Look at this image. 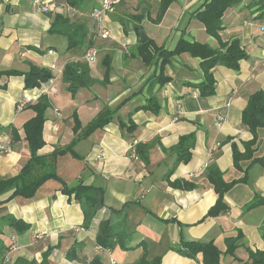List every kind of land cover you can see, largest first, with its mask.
<instances>
[{
  "label": "crops",
  "instance_id": "0c3cea01",
  "mask_svg": "<svg viewBox=\"0 0 264 264\" xmlns=\"http://www.w3.org/2000/svg\"><path fill=\"white\" fill-rule=\"evenodd\" d=\"M33 1L0 0V72H27L30 65H35L49 69L53 78L40 88L26 90L22 77H0V87H5L0 88V144L9 148V152L0 153V179L16 177L30 158L22 127L34 114L28 107L17 110L24 95L34 101L45 95L50 102L42 129L44 146L37 152L44 158L69 147L80 133L72 131L73 114L85 128L104 110L123 105L113 121L73 147L82 160L65 154L55 161V173L67 187L81 181L84 186L102 188L104 206L89 227H83L82 211L74 197L62 194L61 184L55 180H46L30 199L9 198L10 190L0 196V217L10 215L28 224L29 229L16 235L0 221V237L6 247L0 253V264L11 245L15 249L9 253L7 264L17 259L36 264H89L95 258L101 264H110L111 260L136 264L143 255L142 248L137 247L140 243L146 247L148 261L160 257V264H202L200 255L191 259L170 250L180 240L212 242L220 253L219 264H250L247 250L264 251V205L244 210L255 195L264 201V168L252 163L264 155V131L257 130V140L251 144L252 135L242 124L241 114L249 96L264 92V0H241L222 16L220 41H238L247 55L239 61L238 70L215 67V94L200 98L191 86L202 80L199 60L188 54L172 57L163 68V75L171 81L151 91L160 106L157 115L143 110L132 113L149 98L148 80L158 74V68L145 67L137 56L139 39L133 30L137 23L124 26L122 21L129 13L148 11L153 17L159 0H124L116 8V18L106 19L108 40L91 39L89 13L100 0H84L70 16L71 23L86 32L85 42L70 51H66L63 36L48 33V13L35 10ZM57 1L60 4L50 13L64 14L63 0ZM205 2L175 0L158 25L143 20L142 31L147 40L167 51H172L180 39L216 49L218 41L209 37L193 17ZM133 10L136 12H130ZM88 43L97 51L96 61L87 64L96 84L71 96L61 80L62 70L67 63L84 62ZM106 54L110 55L111 72L108 84L103 85L102 59ZM117 118L126 127L131 123L133 131L121 130ZM9 126L20 137L13 145L6 132ZM189 134L195 135L190 161L176 166L166 178L175 157L163 150L173 148L180 137ZM138 143L150 146L147 165L134 155L132 148ZM212 166L228 185L221 197L209 181L214 176ZM218 198L228 211L208 217ZM123 207L121 227L131 236L126 246L129 250L98 247L100 223L111 217V210ZM231 240L237 245L233 256L226 254V242ZM71 249L74 253L68 259Z\"/></svg>",
  "mask_w": 264,
  "mask_h": 264
},
{
  "label": "trees",
  "instance_id": "16d2710c",
  "mask_svg": "<svg viewBox=\"0 0 264 264\" xmlns=\"http://www.w3.org/2000/svg\"><path fill=\"white\" fill-rule=\"evenodd\" d=\"M53 1L56 5L60 4L57 0ZM174 1L175 0H159L157 11L153 17L150 16L148 11L141 12L138 15H132L131 18L133 22L137 23V25H134L133 27L134 32L138 34V32L142 30L140 23L143 20H147L153 25H158L165 12ZM260 1L261 0H257L258 3ZM83 2L84 0H63L61 4H65L74 10H78L82 7ZM123 2L121 4H123ZM240 2L241 0H206L200 9L195 11L193 15L194 19L203 26L205 33L209 37L218 41L219 47L216 49H213L206 44L187 42L183 39H180L177 42L172 51L157 48L150 40H147L143 44H137L138 58L145 67H157L158 74L152 75L148 80L147 89L149 92V98L146 100V103L135 108L132 113L143 110L154 115L158 114L160 106L156 97L151 93L152 88L156 85L158 87H163L171 81L170 78L163 75V68L169 63L172 57L181 54H188L191 58L199 60L198 66L202 75V80L196 85H191L197 90L198 96L200 98H207L215 94V81L212 75V70L217 66H222L237 71L239 68V61L247 59V55L241 50L238 41L232 40L222 43L219 38V33L222 29L221 19L224 12ZM47 16L51 22L48 33L63 36L67 41L66 51L74 50L84 45L86 32L82 27L71 23L70 15L48 13ZM102 62L105 68L102 84L106 85L108 84L111 72L110 55L106 54L102 59ZM1 76L22 77L24 89L26 90L40 88L43 84L48 83L53 78L49 69L35 65H30L27 72L13 70L3 71L0 72V77ZM61 80L66 85L67 91L71 96H73L78 89H88L96 84V82L90 78L88 66L84 62H70L65 64L62 70ZM0 88L5 89L4 86ZM122 105L123 102L113 110H104L96 120L85 128H81L76 114H73L72 131L74 134H77L79 131L80 133L74 137L69 147L63 150H55L50 156L44 158L38 156L37 152L44 146L42 129L45 122V111L49 108L50 102L45 95H42L35 102L28 104L26 107H28L34 115L23 125L22 130L30 158L16 177L11 179H0V196L13 190L9 198L20 196L30 199L46 180H55L61 184V193L69 197L73 196L74 200L79 204L83 215V227L88 228L96 215V212L104 206L102 201L103 190L96 185L84 186L81 181L73 187H67L55 173V161L58 156H63L65 154H70L73 158L82 160V158L73 151V147L78 141L85 139L95 130L101 129L106 124L113 121L118 109ZM116 120L121 130L125 129L129 133L133 131L134 126L131 125V123L129 124V127H126L122 121L118 120V118ZM241 122L252 135L251 144L255 143L257 140V130L264 131V92L259 91L249 96L247 104L241 114ZM6 132L9 133V144L13 145L19 142L20 137L15 128L9 126L6 129ZM194 144L195 135L189 134L180 137L173 148L167 151L163 150L170 156L175 157L174 165L166 173V178L169 177L176 166L179 164H187L190 161L191 150L193 149ZM149 149V145H142L139 143L135 144L132 148L134 155L144 165L148 164ZM233 150L234 163H236L235 148ZM252 163L259 164L264 168V155L262 158L253 160ZM209 170H211V168ZM212 172L214 173V176L209 179V181L211 182L214 192L221 197L222 193L228 188V185L222 181L221 174L214 166H212ZM183 184L185 186V183ZM186 187L189 186L186 184ZM259 205H264V201L261 200L259 196L255 195L254 199L245 206L244 210L248 211ZM123 210L124 207L117 211L111 210V217L100 223L96 237V245L98 247L104 250H112L114 247L118 246L123 251L129 250L126 246L130 242L131 236L125 232L123 227H121V223L125 219ZM227 211L228 207L222 202L221 198H218L215 205L207 212V216L216 217ZM0 221L10 227L16 235L22 234L29 229L28 224L16 220L10 215L1 216ZM226 244V254L233 256L234 249L237 247L236 242L231 240L226 242ZM137 247L142 248L143 255L136 264H160V257H155L150 261L146 260V247L143 243H140ZM4 250H6V247L0 237V253ZM170 250L183 257L191 259H195L197 255H200L202 264H219L220 253L212 242H186L180 240L179 244L175 247H170ZM247 252L250 264H264V251L252 253L247 250ZM73 253L74 249L68 251V259H72L71 255ZM14 264L36 263L17 259ZM89 264L101 263L98 258H95Z\"/></svg>",
  "mask_w": 264,
  "mask_h": 264
},
{
  "label": "built area",
  "instance_id": "2783aa9c",
  "mask_svg": "<svg viewBox=\"0 0 264 264\" xmlns=\"http://www.w3.org/2000/svg\"><path fill=\"white\" fill-rule=\"evenodd\" d=\"M124 0H100L99 5L93 8L89 13V18L92 22V30H91V39L92 40H108L110 38V31L106 27V19L107 17L114 13L116 8L123 2ZM56 4L53 0H34L32 3V7L40 13H50L52 8L55 7ZM61 8H63V12L66 15H70L74 9L70 8L65 4H61ZM264 36V29L262 30ZM48 54H53L52 51H49ZM97 51L94 46H89L85 50L84 54V63L90 64L96 61ZM264 63V56L262 58ZM53 68V67H52ZM35 102L30 96L24 95L23 98L17 104V110L25 108L28 104ZM9 152V148L7 145L0 144V153ZM15 248L13 245L9 247L8 253L3 257L1 264H7L9 261V253L13 251ZM110 264H122L117 261L111 260Z\"/></svg>",
  "mask_w": 264,
  "mask_h": 264
},
{
  "label": "rangeland",
  "instance_id": "374dc122",
  "mask_svg": "<svg viewBox=\"0 0 264 264\" xmlns=\"http://www.w3.org/2000/svg\"><path fill=\"white\" fill-rule=\"evenodd\" d=\"M116 11H117V9L114 11V13L110 14L109 16H112L113 18H116V14H115ZM130 12L134 13V12H136V10H133V11H130ZM132 15H134V14L129 13L127 16L123 17L124 21H122V22H123L124 26H127L128 24H131L133 22V20L131 18Z\"/></svg>",
  "mask_w": 264,
  "mask_h": 264
},
{
  "label": "water",
  "instance_id": "95a60500",
  "mask_svg": "<svg viewBox=\"0 0 264 264\" xmlns=\"http://www.w3.org/2000/svg\"><path fill=\"white\" fill-rule=\"evenodd\" d=\"M138 39L140 44H143L147 41V37L142 30L138 32Z\"/></svg>",
  "mask_w": 264,
  "mask_h": 264
}]
</instances>
